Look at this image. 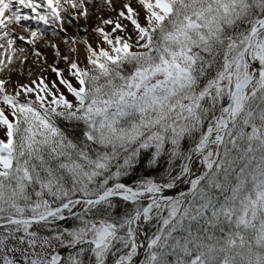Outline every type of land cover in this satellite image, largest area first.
I'll return each instance as SVG.
<instances>
[{"label":"snow or ice","instance_id":"1","mask_svg":"<svg viewBox=\"0 0 264 264\" xmlns=\"http://www.w3.org/2000/svg\"><path fill=\"white\" fill-rule=\"evenodd\" d=\"M0 264H264V0H0Z\"/></svg>","mask_w":264,"mask_h":264}]
</instances>
